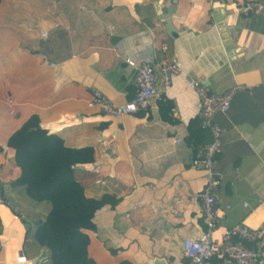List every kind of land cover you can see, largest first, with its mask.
<instances>
[{"label":"crops","instance_id":"crops-1","mask_svg":"<svg viewBox=\"0 0 264 264\" xmlns=\"http://www.w3.org/2000/svg\"><path fill=\"white\" fill-rule=\"evenodd\" d=\"M244 1L1 0L0 264H26L21 256L51 264L35 235L51 203L17 182L21 167L8 144L32 115L67 145L93 146V161L76 164L74 176L87 196H110L87 231L96 262L191 264L184 241L205 230L195 194L206 172L193 163L188 140L201 109L190 79L210 93L242 86L214 117L222 128L213 170L223 216L212 237L245 222L262 231L254 247L264 245V14L240 13ZM150 56L161 86L162 59L175 60L178 72L149 109L114 118L89 105L94 89L116 104L131 100L137 64ZM211 138L201 129L199 143ZM208 264L233 263L213 257Z\"/></svg>","mask_w":264,"mask_h":264},{"label":"built area","instance_id":"built-area-1","mask_svg":"<svg viewBox=\"0 0 264 264\" xmlns=\"http://www.w3.org/2000/svg\"><path fill=\"white\" fill-rule=\"evenodd\" d=\"M237 10L245 15L252 13L264 14V2L246 0L237 6ZM163 47L166 48V44ZM125 60L130 64H134L130 56H126ZM137 68L136 92L131 100L123 104H116L101 90L94 89L89 99V105L97 107L114 118H118L123 114L147 110L150 107L152 97L161 98L162 88H168L178 72L175 60L162 59L158 63L162 80L161 86L153 57H147L139 62ZM188 83L199 96L201 102L199 115L202 118V127L210 129L212 138L196 149L193 158V163L201 166L206 172L205 184L195 194L200 203L205 230L198 238L185 239L184 254L190 259L191 264H208L213 257L233 264H264V245L254 247V244L261 237V230L253 228L245 222H239L225 228L220 238L214 239L212 237L214 229L223 216L218 205L221 180L213 170L215 158L222 145V128L214 121V117L217 113H225L230 109L233 97L242 86L233 84L223 93H210L205 85L199 84L193 79H190ZM8 103L10 114H14V100L10 98ZM102 139L100 138V141ZM177 141L179 142L180 138ZM100 168V164L94 166L95 171H99ZM5 201V195L0 190V204L5 203ZM17 262L36 264L34 259H28L26 256L18 257Z\"/></svg>","mask_w":264,"mask_h":264},{"label":"trees","instance_id":"trees-1","mask_svg":"<svg viewBox=\"0 0 264 264\" xmlns=\"http://www.w3.org/2000/svg\"><path fill=\"white\" fill-rule=\"evenodd\" d=\"M1 2V0H0ZM202 118L190 122L188 140L195 151L199 143ZM21 167L18 183L25 184L36 200L51 203L46 219L36 229V239L49 249L51 264H100L88 252V230L95 228L93 216L110 196L89 197L74 176L78 163L93 161L92 145H67L56 133L42 128L36 115L30 116L9 138ZM119 264H134L124 260Z\"/></svg>","mask_w":264,"mask_h":264},{"label":"water","instance_id":"water-1","mask_svg":"<svg viewBox=\"0 0 264 264\" xmlns=\"http://www.w3.org/2000/svg\"><path fill=\"white\" fill-rule=\"evenodd\" d=\"M166 18H168V21L170 22V20H169V16H165ZM171 28V27H170ZM172 30H174V29H172ZM171 31V30H170ZM229 48L231 49V48H233V46H229ZM36 264H38V263H36ZM153 264H165V262L164 261H162V260H155V262L153 263Z\"/></svg>","mask_w":264,"mask_h":264}]
</instances>
